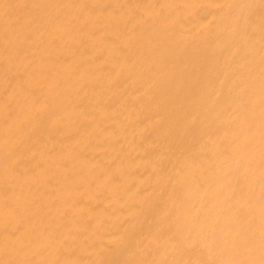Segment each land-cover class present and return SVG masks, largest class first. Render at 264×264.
<instances>
[{
  "label": "bare ground",
  "instance_id": "obj_1",
  "mask_svg": "<svg viewBox=\"0 0 264 264\" xmlns=\"http://www.w3.org/2000/svg\"><path fill=\"white\" fill-rule=\"evenodd\" d=\"M0 264H264V0H0Z\"/></svg>",
  "mask_w": 264,
  "mask_h": 264
}]
</instances>
